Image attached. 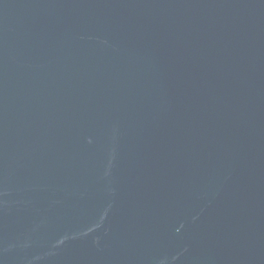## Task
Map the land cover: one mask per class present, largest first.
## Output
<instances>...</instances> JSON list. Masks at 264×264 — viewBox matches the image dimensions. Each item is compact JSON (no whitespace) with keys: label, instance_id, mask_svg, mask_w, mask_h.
Wrapping results in <instances>:
<instances>
[{"label":"water","instance_id":"water-1","mask_svg":"<svg viewBox=\"0 0 264 264\" xmlns=\"http://www.w3.org/2000/svg\"><path fill=\"white\" fill-rule=\"evenodd\" d=\"M0 264H264V0H0Z\"/></svg>","mask_w":264,"mask_h":264}]
</instances>
